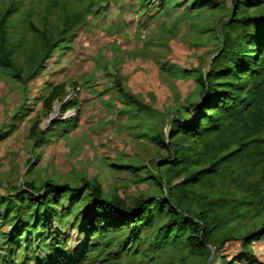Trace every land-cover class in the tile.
<instances>
[{
	"label": "rangeland",
	"instance_id": "obj_1",
	"mask_svg": "<svg viewBox=\"0 0 264 264\" xmlns=\"http://www.w3.org/2000/svg\"><path fill=\"white\" fill-rule=\"evenodd\" d=\"M20 1L13 35L24 38L13 61L24 82L11 68L0 66V195L24 182H32L36 189L47 181L78 187L85 179L99 183L105 198L118 196L128 205L162 196L148 162L166 157L167 152L153 137L165 129L167 117L180 110L186 119L187 105L199 100L197 78L220 44L218 24L229 15V0L206 7L195 0H100L84 23L70 36L57 39L46 53L22 21L43 28L42 10L50 0ZM8 2L0 0V11ZM55 13L48 14L47 21L56 36ZM31 50L40 55L32 59ZM117 81L143 106L122 97ZM57 86L63 91L48 108L46 99ZM72 98L75 106L60 113L61 100ZM77 115L76 125L66 122ZM41 130L45 141L35 144ZM85 204L82 199L46 227L29 228L11 253L4 232L12 213L0 210V264H6L8 253L13 264H35L31 258L46 255L58 240L73 249L82 235L76 234L72 223ZM57 209L61 211L60 206ZM145 246L140 244V252L129 257L131 264L149 260L152 253ZM258 248L264 252V244ZM182 255L186 251L165 250L149 264H178ZM212 256L205 264H217ZM118 260L111 264L128 261L123 255Z\"/></svg>",
	"mask_w": 264,
	"mask_h": 264
},
{
	"label": "trees",
	"instance_id": "obj_2",
	"mask_svg": "<svg viewBox=\"0 0 264 264\" xmlns=\"http://www.w3.org/2000/svg\"><path fill=\"white\" fill-rule=\"evenodd\" d=\"M79 1L80 7L47 2L43 28L22 21L45 53L57 39L70 36L100 3ZM195 2L200 7L219 3ZM229 2L228 17L218 24L220 44L197 78L199 100L187 105L186 119L180 117V110L167 117L165 129L153 137L167 152L166 157L148 162L163 195L128 205L118 196L105 198L99 183L85 179L78 187L47 181L36 189L32 182H24L0 195V210L12 213L4 232L9 253L29 228L46 227L84 199L86 204L72 223L76 234L82 235L81 242L69 249L65 240H58L46 255L30 257L35 264H111L122 255L128 260L139 253L140 244L152 253L143 264L169 249L186 251L178 264H205L212 252L211 260L217 264H264V252L258 248L264 244V0ZM21 7L20 0H9L0 11V66L11 68L24 82L13 61L24 38L13 35ZM53 11L56 36L47 21ZM39 55L31 50L32 59ZM116 87L127 101L143 106L119 81ZM62 91V86L55 87L45 105L50 108ZM74 106L73 98L61 100L59 111L63 114ZM77 120L78 115L66 122L73 126ZM59 122L63 121L53 125ZM45 138L41 130L35 144ZM9 253L4 261L13 264Z\"/></svg>",
	"mask_w": 264,
	"mask_h": 264
},
{
	"label": "water",
	"instance_id": "obj_3",
	"mask_svg": "<svg viewBox=\"0 0 264 264\" xmlns=\"http://www.w3.org/2000/svg\"><path fill=\"white\" fill-rule=\"evenodd\" d=\"M214 253L212 252V254L211 255H213Z\"/></svg>",
	"mask_w": 264,
	"mask_h": 264
}]
</instances>
